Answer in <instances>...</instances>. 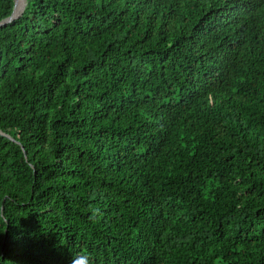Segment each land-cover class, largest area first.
Listing matches in <instances>:
<instances>
[{
  "label": "trees",
  "instance_id": "trees-1",
  "mask_svg": "<svg viewBox=\"0 0 264 264\" xmlns=\"http://www.w3.org/2000/svg\"><path fill=\"white\" fill-rule=\"evenodd\" d=\"M0 132V264H264V0H28Z\"/></svg>",
  "mask_w": 264,
  "mask_h": 264
},
{
  "label": "water",
  "instance_id": "water-1",
  "mask_svg": "<svg viewBox=\"0 0 264 264\" xmlns=\"http://www.w3.org/2000/svg\"><path fill=\"white\" fill-rule=\"evenodd\" d=\"M25 2H26V4H25V6L23 7V9L21 10V12H20L18 15H15V12H16V6H17V0H15L14 10H13V13H12L11 17L8 18V19H6V20H4V21H1V22H0V27H2V26H4V25H7V24L11 23L12 21H14V20L18 19L19 17H21V16L23 15L25 9H26V6H27V4H28V0H26ZM0 134H2V133L0 132ZM2 135H4V134H2ZM8 137H9V136H8ZM9 138H10V137H9ZM11 139H12V138H11Z\"/></svg>",
  "mask_w": 264,
  "mask_h": 264
},
{
  "label": "bare ground",
  "instance_id": "bare-ground-1",
  "mask_svg": "<svg viewBox=\"0 0 264 264\" xmlns=\"http://www.w3.org/2000/svg\"><path fill=\"white\" fill-rule=\"evenodd\" d=\"M25 1H26V0H19V4H18V6H16V12H15V15H18V14L21 12V10L23 9V7H24L25 4H26Z\"/></svg>",
  "mask_w": 264,
  "mask_h": 264
},
{
  "label": "clouds",
  "instance_id": "clouds-1",
  "mask_svg": "<svg viewBox=\"0 0 264 264\" xmlns=\"http://www.w3.org/2000/svg\"><path fill=\"white\" fill-rule=\"evenodd\" d=\"M70 264H75V260L74 259L71 260Z\"/></svg>",
  "mask_w": 264,
  "mask_h": 264
}]
</instances>
